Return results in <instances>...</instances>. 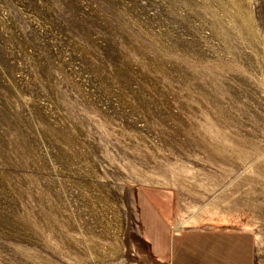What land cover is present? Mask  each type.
<instances>
[{
	"label": "rangeland",
	"instance_id": "obj_1",
	"mask_svg": "<svg viewBox=\"0 0 264 264\" xmlns=\"http://www.w3.org/2000/svg\"><path fill=\"white\" fill-rule=\"evenodd\" d=\"M198 228L264 264V0H0V264H168Z\"/></svg>",
	"mask_w": 264,
	"mask_h": 264
},
{
	"label": "crops",
	"instance_id": "obj_2",
	"mask_svg": "<svg viewBox=\"0 0 264 264\" xmlns=\"http://www.w3.org/2000/svg\"><path fill=\"white\" fill-rule=\"evenodd\" d=\"M175 238L168 264H255L251 230L198 228Z\"/></svg>",
	"mask_w": 264,
	"mask_h": 264
}]
</instances>
